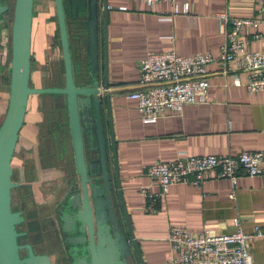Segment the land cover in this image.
Listing matches in <instances>:
<instances>
[{"label": "crops", "instance_id": "1", "mask_svg": "<svg viewBox=\"0 0 264 264\" xmlns=\"http://www.w3.org/2000/svg\"><path fill=\"white\" fill-rule=\"evenodd\" d=\"M186 1L190 3V11L173 14L172 5L167 1L148 5L144 0H107L111 81L138 85L139 60L149 51L215 55L225 36L219 13L258 16L254 0ZM240 32L249 39V48L264 50V21L257 27L242 25ZM255 32L260 35L254 37ZM99 41L102 60L101 27ZM35 43V50L41 55H35L33 39L31 55L40 58L45 54V42L39 38ZM206 68L209 86L205 99L185 104L180 111L153 122L141 120L136 101L126 96L130 90L111 93L121 189L144 264H169L170 225H180L192 232L206 229L227 233L234 229L236 216L245 231L252 232L255 226L262 230L261 235L248 240V247L252 264H264V174L250 176L239 172L232 181L211 172L199 185H170L156 200L153 212H147L144 207L146 197L141 188L145 187L149 193L158 190L147 174L148 166L154 161L173 159L181 153L228 155L264 149V89L249 91L244 85V71L222 72L215 61ZM236 76L239 83L235 82ZM41 114L38 95L32 99L29 95L11 161L18 174L22 171L24 180L32 186L30 201L40 222L52 215L51 206L59 198L63 184L59 169L51 168L38 155ZM46 243L44 240L39 246Z\"/></svg>", "mask_w": 264, "mask_h": 264}, {"label": "water", "instance_id": "2", "mask_svg": "<svg viewBox=\"0 0 264 264\" xmlns=\"http://www.w3.org/2000/svg\"><path fill=\"white\" fill-rule=\"evenodd\" d=\"M54 6L64 70L61 86L30 84L33 0H14L12 6L9 90L0 122V264H51L48 253L34 252L30 242H18L27 232L17 229L25 216L22 209L11 208V188L20 185L12 180L11 159L28 97L41 93L64 95L65 130L78 175L76 188L66 192L59 203L61 209H56L69 257L66 264H144L121 189L110 102L111 93L140 85L110 80L107 0H86L81 61L72 51L64 1L54 0ZM9 8L0 0V18Z\"/></svg>", "mask_w": 264, "mask_h": 264}, {"label": "built area", "instance_id": "3", "mask_svg": "<svg viewBox=\"0 0 264 264\" xmlns=\"http://www.w3.org/2000/svg\"><path fill=\"white\" fill-rule=\"evenodd\" d=\"M148 5L156 1H167L173 14L188 13L190 3L177 0H144ZM258 7L256 17H235L219 13L218 18L225 27L224 41L218 52H197L188 55L174 50L149 51L139 60V88L126 92L128 98L136 101V107L143 122H153L170 113L178 112L185 104L203 101L209 82L207 64L217 62L221 71L230 69L244 71L245 87L249 91L264 89V50L249 48V39L241 32L242 25L257 27L264 21V0H254ZM259 32L254 33L258 37ZM235 82L239 83L237 76ZM214 172L217 177L235 180L239 172L247 175L264 174V149L242 150L235 154L192 155L181 153L169 160H157L147 168L148 176L158 190L146 197L147 212L155 210V202L175 183L199 185ZM233 197V193L229 195ZM234 229L227 233H212L204 229L192 232L180 225L168 227L167 240L170 247L169 264H252L248 240L261 235L259 226L254 231H245L239 218H233Z\"/></svg>", "mask_w": 264, "mask_h": 264}, {"label": "rangeland", "instance_id": "4", "mask_svg": "<svg viewBox=\"0 0 264 264\" xmlns=\"http://www.w3.org/2000/svg\"><path fill=\"white\" fill-rule=\"evenodd\" d=\"M10 5L9 10L4 12L0 18V122L3 118L8 99V90H9V77H10V41H11V23H12V6L14 0H4ZM33 22H32V34L31 39H33L34 43V53L41 55V53H37L36 48V40L41 39L44 40L45 47L44 56L37 58L35 55H32L31 64H30V84L36 86H61L64 82V70L63 63L61 57V48L60 41L58 36V28L57 21L54 12V1L53 0H33ZM42 35V37H41ZM33 95H38L41 101V113L43 116V121H41L40 125V137H39V146L41 150H45V147L48 144V139H46L50 131L54 133H59V143L61 145L69 148L66 149L68 152V161L72 163L71 156V147L69 143V137L66 131H61V128H56L54 126V122H50V118L54 116H60V114L55 113L52 109V94L41 93V94H30V99H32ZM65 108V105H63ZM63 121L65 126L66 121V112H63ZM54 126V127H53ZM66 127V126H65ZM51 128V129H50ZM50 129V131L48 130ZM65 133L66 140H60L61 133ZM60 135V136H59ZM45 159V158H44ZM12 161V159H11ZM12 165V163H11ZM73 165V164H72ZM13 173L12 180H16L18 176V171L16 165L13 164ZM73 168V167H72ZM63 182V181H62ZM64 183V182H63ZM21 193L27 194V190L25 188L13 187L11 188V206L13 208L19 207L20 204V195ZM62 195V194H61ZM26 212L30 217L36 211L32 208V202L30 201L29 196H26L25 201ZM33 210V211H32ZM32 211V213H31ZM53 212V211H52ZM51 212V213H52ZM37 214V213H36ZM53 215V214H52ZM52 220L55 222V218ZM41 230L45 232V230L51 229L54 231L55 224H49L46 220H42L40 222ZM43 232V239H46ZM56 243V240H55ZM59 243V241H58ZM57 244V243H56ZM61 255L58 254L57 259L60 261Z\"/></svg>", "mask_w": 264, "mask_h": 264}, {"label": "flooded vegetation", "instance_id": "5", "mask_svg": "<svg viewBox=\"0 0 264 264\" xmlns=\"http://www.w3.org/2000/svg\"><path fill=\"white\" fill-rule=\"evenodd\" d=\"M63 1L66 11L67 29L69 32L72 51H74L75 56L77 55L78 60L81 61L83 59L82 53L84 48L83 8L86 5V0H63ZM54 12H55V6H54ZM52 98H53L52 109L54 111V114L59 113L60 116L59 115L54 116V119H52L53 117H51L49 121L50 122L53 121L54 126H56V128H61V131L64 132L66 131L64 126V121L62 119L64 115L63 112L65 111V108L63 106L64 95L52 94ZM50 129L47 130L50 131ZM63 132L61 133V136L60 135L59 136L61 137L60 140L62 139V141H65L66 137H65V133ZM58 134L54 133L53 131H50L49 134L47 135L48 137L46 138L48 139L47 140L48 144L45 147V150H41L40 146L38 150V155L44 160V162L49 164L51 168L59 169V172L61 173V179L64 182L60 187L59 198L51 206V212L53 211L52 212L53 215H48L46 218L43 219V221L46 220L49 224L56 225L53 228L54 231L48 229L45 230L44 232L40 229L41 224L39 219H37L36 217L35 211L29 220L28 217L29 215L26 212L25 201H26V196H29V198L31 197L33 199V189L30 182L24 180L23 173L22 171L20 172V170L17 179L14 181H18L20 184L18 187L25 188L27 190V194L21 193L19 207L13 208L11 206V208L12 210L22 209L25 216L24 223L18 225L17 229L20 228L19 230H26L27 232L26 234L21 235L18 238V242L19 243L30 242L33 246L34 252L48 253L51 264H66L69 257H68L66 244H64V242L62 241L61 234L59 233L57 218H56V209H61V207H59V203L66 194V192L70 188L73 189L76 188V185L78 184V175L74 172V168H72L73 167L72 163L70 164L68 161V152L66 149L69 150V148L59 143ZM32 208L33 210H35L34 205H32ZM53 217L55 218V222L52 220ZM43 232H44V236L47 239V243L43 244L42 246H39L40 245L39 243L40 242L43 243V241L45 240L43 239ZM55 240L57 244L55 243ZM24 253H25L24 249L19 250L20 255H24ZM58 254L61 255L60 261L57 259Z\"/></svg>", "mask_w": 264, "mask_h": 264}]
</instances>
